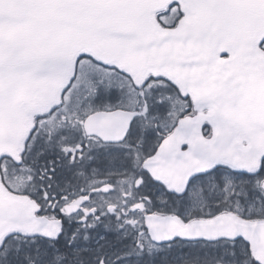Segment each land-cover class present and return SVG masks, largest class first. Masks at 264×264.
<instances>
[{
  "label": "snow or ice",
  "instance_id": "1",
  "mask_svg": "<svg viewBox=\"0 0 264 264\" xmlns=\"http://www.w3.org/2000/svg\"><path fill=\"white\" fill-rule=\"evenodd\" d=\"M0 264H264V0H0Z\"/></svg>",
  "mask_w": 264,
  "mask_h": 264
}]
</instances>
